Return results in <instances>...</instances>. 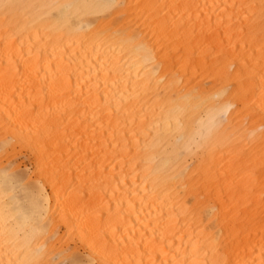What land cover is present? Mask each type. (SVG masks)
I'll return each instance as SVG.
<instances>
[{"label":"bare ground","instance_id":"obj_1","mask_svg":"<svg viewBox=\"0 0 264 264\" xmlns=\"http://www.w3.org/2000/svg\"><path fill=\"white\" fill-rule=\"evenodd\" d=\"M0 264H264V0H0Z\"/></svg>","mask_w":264,"mask_h":264},{"label":"rangeland","instance_id":"obj_2","mask_svg":"<svg viewBox=\"0 0 264 264\" xmlns=\"http://www.w3.org/2000/svg\"><path fill=\"white\" fill-rule=\"evenodd\" d=\"M18 161L22 162L25 166H27V161L25 160V158H19Z\"/></svg>","mask_w":264,"mask_h":264}]
</instances>
